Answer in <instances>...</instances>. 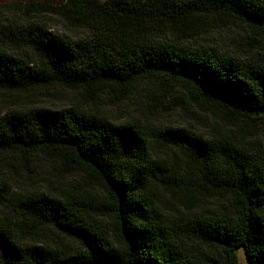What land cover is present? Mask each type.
<instances>
[{
	"label": "trees",
	"instance_id": "trees-1",
	"mask_svg": "<svg viewBox=\"0 0 264 264\" xmlns=\"http://www.w3.org/2000/svg\"><path fill=\"white\" fill-rule=\"evenodd\" d=\"M28 1L37 17L0 24V93L77 101L0 116L9 169L42 159L60 175L0 178V264H238L239 248L264 264V0ZM209 18L249 49H185ZM137 94L183 97L223 128L111 123L89 106Z\"/></svg>",
	"mask_w": 264,
	"mask_h": 264
},
{
	"label": "rangeland",
	"instance_id": "rangeland-1",
	"mask_svg": "<svg viewBox=\"0 0 264 264\" xmlns=\"http://www.w3.org/2000/svg\"><path fill=\"white\" fill-rule=\"evenodd\" d=\"M37 10H39L37 5H33L28 0H0V24L28 21L37 17L35 16ZM40 18L44 27H49V31L53 33L66 31L60 19L53 14L43 12ZM191 33L190 40L184 44L187 50L205 49L225 56L237 55L240 50H248L250 47L242 27L229 21L215 18L201 20L195 23ZM76 101L75 95L68 90L56 89L27 95L0 93V116L10 111H25L33 108L56 110L69 107ZM89 106L93 113L111 123H121L131 119L142 120L148 117L158 128H185L204 137L223 128V124L213 115L201 112L186 103L183 97L177 99L160 96L158 101H151L137 94L120 103L100 100L90 103ZM11 162L16 166L13 161ZM175 163L179 167L181 160L175 158ZM8 166L6 159L0 158L1 179L14 178L31 184L44 179L58 182L60 177L57 168L42 159H32L27 165L15 169H9ZM65 180V182L72 181L71 178ZM236 253L238 264H249L243 248L237 249Z\"/></svg>",
	"mask_w": 264,
	"mask_h": 264
}]
</instances>
